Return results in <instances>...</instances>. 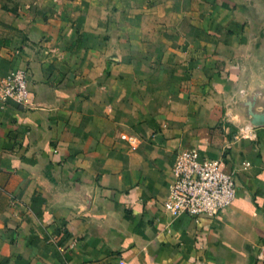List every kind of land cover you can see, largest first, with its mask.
<instances>
[{
    "label": "crops",
    "instance_id": "obj_1",
    "mask_svg": "<svg viewBox=\"0 0 264 264\" xmlns=\"http://www.w3.org/2000/svg\"><path fill=\"white\" fill-rule=\"evenodd\" d=\"M17 67L22 103L1 97ZM251 113L264 0H0V264H264ZM190 147L234 175L214 218L164 208Z\"/></svg>",
    "mask_w": 264,
    "mask_h": 264
},
{
    "label": "built area",
    "instance_id": "obj_2",
    "mask_svg": "<svg viewBox=\"0 0 264 264\" xmlns=\"http://www.w3.org/2000/svg\"><path fill=\"white\" fill-rule=\"evenodd\" d=\"M29 70L17 67L1 80V97L19 103L28 95ZM133 146L138 141L133 135H122ZM174 180L164 200V208L173 217L188 214L195 219L214 218L230 207L235 199V179L223 169L222 160L200 157L195 147L178 150L172 165ZM256 256L264 259V244L257 248ZM118 264H127L121 259Z\"/></svg>",
    "mask_w": 264,
    "mask_h": 264
},
{
    "label": "water",
    "instance_id": "obj_3",
    "mask_svg": "<svg viewBox=\"0 0 264 264\" xmlns=\"http://www.w3.org/2000/svg\"><path fill=\"white\" fill-rule=\"evenodd\" d=\"M251 114H252V122L254 124L264 123V117L262 115H258V114H254V113H251Z\"/></svg>",
    "mask_w": 264,
    "mask_h": 264
}]
</instances>
